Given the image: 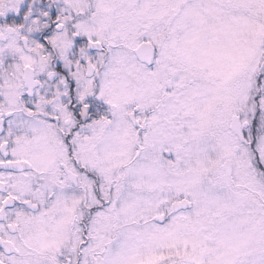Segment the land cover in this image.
Wrapping results in <instances>:
<instances>
[{
  "label": "snow or ice",
  "instance_id": "obj_1",
  "mask_svg": "<svg viewBox=\"0 0 264 264\" xmlns=\"http://www.w3.org/2000/svg\"><path fill=\"white\" fill-rule=\"evenodd\" d=\"M0 264H264V0H0Z\"/></svg>",
  "mask_w": 264,
  "mask_h": 264
}]
</instances>
